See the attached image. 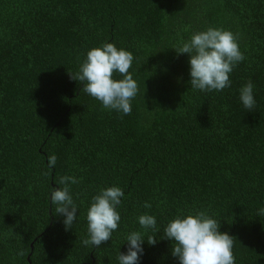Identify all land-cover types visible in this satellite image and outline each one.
<instances>
[{
    "label": "trees",
    "instance_id": "1",
    "mask_svg": "<svg viewBox=\"0 0 264 264\" xmlns=\"http://www.w3.org/2000/svg\"><path fill=\"white\" fill-rule=\"evenodd\" d=\"M207 27L237 34L245 57L220 92L193 90L188 55L171 48ZM106 42L134 57L128 115L71 77ZM248 81L252 109L239 100ZM64 175L79 178L68 230L49 200ZM113 185L119 228L84 246L91 197ZM197 211L232 237L235 264H264V0H0V264H118L126 235L143 231L137 216L162 231ZM156 237L141 264H178Z\"/></svg>",
    "mask_w": 264,
    "mask_h": 264
},
{
    "label": "clouds",
    "instance_id": "2",
    "mask_svg": "<svg viewBox=\"0 0 264 264\" xmlns=\"http://www.w3.org/2000/svg\"><path fill=\"white\" fill-rule=\"evenodd\" d=\"M177 55L187 54L190 86L201 92H220L231 86L230 73L238 63L245 59L240 50L238 35L231 30L207 27L193 32L187 39H181L171 47ZM133 54L117 48L114 43L106 42L87 51L79 70L71 77L82 83V90L99 101L103 109L128 115L132 111V100L138 94V84L129 69L133 65ZM119 74L121 78H115ZM254 85L246 82L239 89V100L245 109H252L256 103L253 95ZM55 154L48 156L47 168L56 165ZM47 175V172L44 173ZM79 178L64 175L50 192V205L55 206L56 214L64 218L62 223L68 230L77 221L78 208L70 192V185L77 184ZM125 197L118 186L102 188L91 197L87 213L86 238L84 246L99 247L111 240L118 230L121 215L118 207ZM150 202H144V208H151ZM137 222L143 231H130L125 241L127 249L117 255L118 264H141L144 244L158 243L157 233L162 239L172 241L171 255L178 264H235L232 237L221 232L220 223L214 217L202 211L178 214L170 219L160 230L157 218L148 213L137 216ZM152 234L145 239V234Z\"/></svg>",
    "mask_w": 264,
    "mask_h": 264
}]
</instances>
